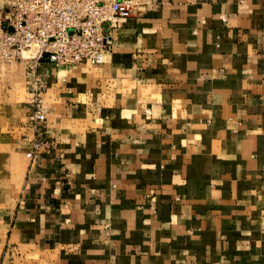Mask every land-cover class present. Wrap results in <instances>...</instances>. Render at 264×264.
<instances>
[{"label":"crops","instance_id":"crops-1","mask_svg":"<svg viewBox=\"0 0 264 264\" xmlns=\"http://www.w3.org/2000/svg\"><path fill=\"white\" fill-rule=\"evenodd\" d=\"M112 38L42 65L37 127L0 64V264H264V0H139Z\"/></svg>","mask_w":264,"mask_h":264},{"label":"built area","instance_id":"built-area-1","mask_svg":"<svg viewBox=\"0 0 264 264\" xmlns=\"http://www.w3.org/2000/svg\"><path fill=\"white\" fill-rule=\"evenodd\" d=\"M139 0H10L0 2V64L22 63L28 73L30 121L47 120L42 106L46 88L39 69L99 65L113 48L112 30L132 16ZM47 143L34 141L33 149Z\"/></svg>","mask_w":264,"mask_h":264},{"label":"rangeland","instance_id":"rangeland-1","mask_svg":"<svg viewBox=\"0 0 264 264\" xmlns=\"http://www.w3.org/2000/svg\"><path fill=\"white\" fill-rule=\"evenodd\" d=\"M4 188L6 189L7 186H4ZM4 239H5V238H4ZM7 255H8V256L10 255V254H9V250H6V251H5V256H7Z\"/></svg>","mask_w":264,"mask_h":264}]
</instances>
